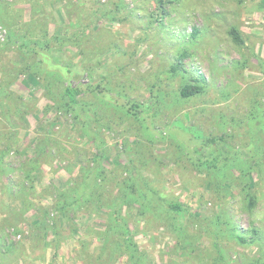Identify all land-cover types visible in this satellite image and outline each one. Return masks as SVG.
<instances>
[{
    "label": "rangeland",
    "instance_id": "374dc122",
    "mask_svg": "<svg viewBox=\"0 0 264 264\" xmlns=\"http://www.w3.org/2000/svg\"><path fill=\"white\" fill-rule=\"evenodd\" d=\"M0 264H264V0H0Z\"/></svg>",
    "mask_w": 264,
    "mask_h": 264
},
{
    "label": "trees",
    "instance_id": "16d2710c",
    "mask_svg": "<svg viewBox=\"0 0 264 264\" xmlns=\"http://www.w3.org/2000/svg\"><path fill=\"white\" fill-rule=\"evenodd\" d=\"M230 33H231V35H232V37H233V39H234V41L236 43H241V38H240L236 28L232 27L231 30H230ZM39 54L44 56V54L41 53L40 51H39ZM199 91H200V87L198 85L192 83V84H186L182 88L181 94L183 96L187 97V96L194 95V94H196ZM81 92H82V89L80 87H72V86L68 85L65 88V95L67 96V98H68V100L70 102H75L74 97L77 94H80ZM171 207L174 208V209H181V206L179 204H176V203L171 204Z\"/></svg>",
    "mask_w": 264,
    "mask_h": 264
}]
</instances>
